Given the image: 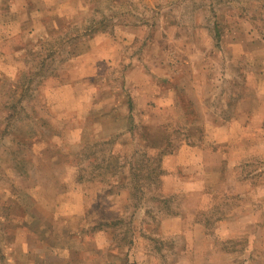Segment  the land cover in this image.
<instances>
[{
  "label": "rangeland",
  "instance_id": "1",
  "mask_svg": "<svg viewBox=\"0 0 264 264\" xmlns=\"http://www.w3.org/2000/svg\"><path fill=\"white\" fill-rule=\"evenodd\" d=\"M127 7L129 5L124 8ZM104 14L102 15L105 16ZM99 16L96 22L103 19L101 14ZM223 16L231 19L235 29H243V33L248 35H242L236 47L217 51L212 61H209L210 68H206V64L203 67L202 62L199 63L200 57L194 55L191 48L184 45L182 41L175 40L176 34L172 35L169 44L166 43L168 45L166 47L175 51L182 61L188 62L184 69V72L188 73V78L183 76L181 80L187 90L189 86H195L194 89H189L193 96H198L196 82H199L203 75L207 77L210 74L211 78L206 79V83L203 82L205 83L202 87L204 94L202 99L200 98L201 102L209 101L211 108V112H206L204 115L209 116L203 125L204 135L198 128L199 133L198 129H194L197 132L195 136L185 137L187 129L184 130L179 125L164 124L169 142L165 152L175 154L178 144L186 139L188 143L202 151L200 165L196 170L189 171L190 174L200 175V178L205 179L204 182L202 179L199 180L202 183L200 193L185 196V199L182 187L178 188L182 191L170 187L169 190L166 188V192L159 193V176L161 173L165 175L168 173L165 167L163 169L162 160L159 161L161 155L156 158V155L145 154V146L136 142L133 137L132 141L135 143L124 140L116 148L111 143L84 146L81 154L76 155L71 161L68 182L72 178L77 183L83 184L82 192L86 196L85 204L89 209H87L86 221L80 233L83 235L82 239L86 235L90 249L106 244L113 247L121 244V249L125 251H119L117 247L113 248L112 257L128 259L127 264H239V262L242 264L244 237L238 236L241 238L239 241L226 240L225 230L241 228L243 230L244 221H247L244 223L246 225L250 223L246 230H264V213H261L263 217L253 214L247 218L249 209L245 211L250 205L247 200L253 201L249 193V184L255 190L256 186L259 188V184L264 182V145L256 149V142L254 144L253 141L246 140V144L243 145V131H240L238 138L236 136L230 145L222 143L224 139L221 141L205 139L208 132H213L219 124H213L212 114L217 120L228 121L235 115V106L230 104L235 105L245 97L246 92L248 98H256V103L261 105L257 107V115L264 117V73H262L264 72V0H183L179 8L173 11V17H178L181 24L189 28L198 24L197 19L205 24L204 29L211 28L213 21L216 22ZM241 17L242 20H240ZM159 24V28L158 24H154L153 29L145 26L144 29L134 33L141 39L142 37L146 39L149 35H157L159 36L156 39L157 42L161 41L162 29L161 23ZM89 29L91 25L87 20L83 27H69L52 38L43 40L38 46L25 48L24 57L19 56V58L15 55L5 57L1 53L3 49L8 53H14L16 44L8 45V48H1L3 46L0 45V264H7L8 260L12 263L13 260L25 262L20 259L22 257L9 253L11 239L9 240V236L5 233L13 232V230L4 228L6 220L4 222L2 216L3 213L6 214V209L2 206L3 198L8 199L9 203L18 199L26 202L30 199L26 191H30L29 172L35 171V159L39 158L43 162L49 157L57 161L67 156L69 160L71 154H76L79 149L78 144L70 141L72 137L69 139L74 129L78 127L72 120V113L76 111L74 104L69 102L60 107H38L32 99L35 95L33 89L40 82L55 76L53 72L63 70L69 58L80 53L81 48L78 46H80L81 35L88 33L85 31ZM209 41L212 47L217 45L214 39L209 38ZM87 44L89 43L83 45ZM125 52L128 56L132 54L145 56L148 52L147 43L125 46ZM141 60L144 59L140 57L139 61ZM106 76L107 81L123 91L119 90V93L122 95L128 93L133 102L138 105L151 97L147 91L149 87L140 83L138 76L131 84L132 77L129 75V69L120 68L113 74L106 72L104 77ZM244 77L248 79L247 91H243ZM21 94L22 100H18ZM42 98L43 95L40 99ZM93 102L95 101L91 99L89 108L93 107ZM108 102L104 101V104ZM120 110L124 114L123 107ZM133 124L143 126L141 122ZM222 126L225 125L219 127ZM48 130L52 131L57 139H51L50 136L51 140L48 142L33 146L37 132L47 134ZM183 130L186 133L182 132ZM135 137H138L137 131H135ZM123 143L126 145H121ZM246 148H251L258 155L249 153L243 157V149ZM134 150H138L136 157L133 156ZM141 155L144 159L140 157ZM222 158L226 159L222 160ZM131 170L143 174L137 182L132 181V178L129 179L128 173L130 174ZM58 172L67 174L66 170ZM49 173L52 172L49 171ZM236 181L242 185L238 186ZM205 183H209L210 186L203 188ZM40 186L44 189L41 188V192L35 193L40 195L39 199L45 208L49 201L47 203L42 200L50 196L53 200L54 195L71 189L69 186L63 187V184L50 188L42 184ZM132 187L135 189L133 190ZM229 190H232L234 194ZM243 190L248 196L246 200H243ZM104 195L120 198V203L116 204L121 206L120 214L109 215L110 213L106 211L107 207L103 212L96 210L95 200L102 201ZM23 207L16 206V213L22 214V217L27 218L32 224L33 221L28 217V212L27 216L24 214L30 206L25 204ZM29 210V214L33 215V209ZM44 212V209H40L36 217L43 220L46 218V212ZM175 215L183 219L182 225L176 224L182 230H176L174 221H170L174 220ZM12 218L16 219L14 216ZM1 232L5 233L1 234ZM57 246H63V244ZM106 246L102 247L103 250L108 248ZM263 250L264 247L257 245L256 255L259 253L261 258ZM90 253L92 252L89 251L87 254ZM104 254L107 258L110 257L111 250L107 249ZM94 263L90 261L86 264Z\"/></svg>",
  "mask_w": 264,
  "mask_h": 264
},
{
  "label": "crops",
  "instance_id": "2",
  "mask_svg": "<svg viewBox=\"0 0 264 264\" xmlns=\"http://www.w3.org/2000/svg\"><path fill=\"white\" fill-rule=\"evenodd\" d=\"M181 3L183 0H0V45L3 46L1 48L17 45L16 50H13L14 53H8L3 49L1 53L5 57H14L13 55L16 58L24 57L25 48L38 46L43 40L50 39L69 27H83L86 20L91 25V29L85 31L88 33L81 35L80 46H78L81 48L80 53L77 56L72 55L65 63L63 70L53 72L55 76L43 80L33 89L35 95L32 100L38 107H60L69 102L74 104L76 111L72 113V120L78 127L74 129L76 135L72 132L69 139L72 137L70 141L78 144L79 149L76 154H71L69 160L67 156H63L65 159L57 161L48 157V160L43 162L39 158L37 160L34 158L35 171L29 172L31 187L30 191H26L30 199L25 202L20 197L22 201L18 199L9 203L8 199L3 198L2 206L6 209V214L3 213L2 216L3 221L6 220L4 228L13 230V232L7 231L6 233L1 232V234L5 233L6 236H9L8 239H11L9 253L15 254L19 258L22 257L20 259L25 261L21 263L12 259L13 263L8 260L7 264H86L90 261L95 262L94 264L128 263V259L121 260L112 257L115 246H110V244L108 246L105 243L107 246L90 249L86 235L82 239L83 235L80 232L86 221L89 208L85 204L86 196L82 192L83 184L77 183L72 178L68 182V178L70 179L69 171L72 167V159L79 153L81 154V149L86 145L98 146L102 143H111L116 148L124 140L127 142L131 140L130 143L140 142L139 144L145 146V154L156 155V158L162 156L159 161L162 160L163 169L165 167L168 172L167 175L161 173L159 176V193L166 192V188L169 190L170 187L177 191L178 188H184V199L185 196L189 197L194 193L196 195L200 193V185H202L200 181L203 180V177L190 174L189 171L196 170L200 165L202 151L188 143L186 139L178 144L175 154L165 152V148L169 146L165 125L174 124L184 130L187 129V133L182 131L187 134L185 137L195 136L197 132L194 129H203L205 121L209 119V116L204 115L206 112L210 113L211 108L209 101L201 102L204 94L202 87L205 86L206 79L211 78L210 74L207 77L203 75L202 79L196 82L198 96H193L189 89H194L195 86H189L187 90L181 80L183 76L188 78V73L184 72L188 62L182 61L175 51L166 47L168 46L166 43L172 39V35L176 34L174 39L182 41L184 45L191 48L194 55L200 57L199 63L202 62L203 67L206 64V68H210L209 61H212V57L217 51L221 52L225 48L236 47L241 41L242 35H248V33H243V29H235L228 16L219 17L208 29H204L205 24L199 19H197L198 24L190 25L189 28V26L181 24L178 17H173V11H176ZM127 5L129 7L124 8ZM103 13L105 16L102 15ZM100 14L103 19L96 22L95 20H98L97 16ZM242 19L241 17L240 20ZM159 23H161L162 29L160 32L161 41L157 42L156 39L159 37L157 35H149L146 39L143 37L141 39L134 33L144 29L145 26L153 29L154 24H158L159 28ZM215 25L221 27L222 36L221 42H219L220 46L212 47L209 38L213 39L214 34L212 33ZM33 29L35 30L32 31ZM141 42L147 43L148 52L145 53V56L138 54L128 56L126 54L125 46ZM86 43L89 44L84 46L83 44ZM140 57L144 60L139 61ZM120 68L129 69V75L132 77H130L131 84L138 76L137 78L141 80L139 82L149 87L147 91L151 97L138 105L133 102L128 93L126 95L119 93L121 89L107 81L108 78L104 77V74L106 72L113 74ZM243 79H245L243 80V91H247L248 79L245 77ZM42 95L43 98L40 99ZM246 95L247 92L245 97L235 105L234 103L230 104L235 106V115L228 121L217 120L212 114L213 124H219H216L217 128L213 132H208L205 139H213V141L224 139L222 143L230 145L236 136L238 138L240 131H243V145L246 144V140L247 142L253 141L254 144L257 143L256 149L260 145L263 147L264 117H259L256 112L257 107H261V105L256 103V98H248ZM91 99L95 102L92 103L93 107L89 108ZM104 101L109 102L104 104ZM122 107L124 114L120 110ZM134 122L135 124L141 122L143 126H134ZM220 125L225 126L219 127ZM236 126L239 127L236 128ZM123 127L124 129H122ZM135 131H137L138 137H135ZM201 132L203 134V130ZM46 133L38 131L33 146L36 147L53 138L57 139L52 131L48 130ZM132 137L135 141H132ZM115 140H117L116 143H114ZM137 151H133V156ZM249 153L258 155L251 148L243 149V157ZM225 159L222 158V160ZM201 164L203 165V163ZM59 170H66L67 174H59ZM236 183L238 186L242 185L238 181ZM41 184L49 186V188L63 184V187L69 186L71 189L54 195L53 200H51V196L48 198L49 200H42L47 203L49 201L45 208L39 199L40 195L35 193L41 192V188L44 189L40 186ZM208 186L210 184L205 183L203 188ZM249 186V193L253 197V201L247 200L250 205L246 209L244 208L245 211L249 209V214L246 217L253 214L263 217L261 213H264V182L259 184V188L256 186L255 190L251 184ZM229 192L234 194L232 190ZM102 197V201L97 198L95 200L96 210L103 212L107 207L106 211L110 213L109 215L120 214L121 206H116L120 203L119 197H108L107 195ZM246 197H248L247 193L243 190V200H246ZM25 204L30 207H27L24 214L31 218L32 224L27 218H23L22 214L16 213V206L24 208ZM29 209H33V215L29 214ZM40 209H44L46 212V218L43 220L36 217ZM13 216L16 219L12 218ZM173 217L174 220L170 221H174V225H182V218L177 215ZM243 217H245L244 214ZM246 222L244 221V223ZM244 223L243 230L242 228L240 230H225V238L230 241H239L241 238L238 236L243 235V246L245 244V247L242 264H264V250L261 258L259 253L257 255L255 253L257 245L264 247V230H246L250 223L248 222L247 225ZM178 226L175 229L182 230ZM58 244H63V246H57ZM64 244L66 245L64 246ZM105 246L111 250V256L108 258L104 254L107 249L103 250L102 248ZM117 249L123 250L121 247H117ZM89 251L92 253L87 254ZM105 258L107 259L105 260Z\"/></svg>",
  "mask_w": 264,
  "mask_h": 264
},
{
  "label": "trees",
  "instance_id": "3",
  "mask_svg": "<svg viewBox=\"0 0 264 264\" xmlns=\"http://www.w3.org/2000/svg\"><path fill=\"white\" fill-rule=\"evenodd\" d=\"M212 34H214L213 39L217 42V45L220 46V45H219V42H221V36H222L221 27L218 26V25H215ZM25 91H26V90H25ZM25 93H27V91H26ZM21 98H22V94L20 95V97H19L18 100H20ZM21 100H22V99H21ZM137 155H138V152H136L135 157H136ZM140 157L144 159V156H143V155H141ZM139 162H140V161H139ZM140 163H141V162H140ZM131 171H132V172H131L130 174L128 173V175H129V179L132 178V181H134V182H137L138 179H139L140 177H142V175H143V174H141V173L138 172V171H135V172H134L133 170H131ZM121 175H124V174L121 173ZM123 183H124V182H123ZM123 187H124V186H123ZM132 189L134 190L135 188L132 187ZM120 246H122V245H121V244H118V245L115 246V247H120Z\"/></svg>",
  "mask_w": 264,
  "mask_h": 264
}]
</instances>
